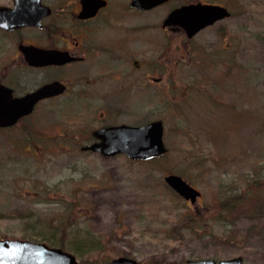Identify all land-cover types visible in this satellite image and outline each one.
I'll return each instance as SVG.
<instances>
[{
    "label": "rangeland",
    "instance_id": "374dc122",
    "mask_svg": "<svg viewBox=\"0 0 264 264\" xmlns=\"http://www.w3.org/2000/svg\"><path fill=\"white\" fill-rule=\"evenodd\" d=\"M242 1L237 11L248 16L236 20L231 50L221 40L214 53L190 56L167 100L150 106L163 122L164 156L45 153L37 129L0 132V239H65L83 251L79 264H264V0ZM140 107V119L124 123L146 121ZM77 112L84 121L89 108ZM76 120L43 122L69 130ZM169 174L200 192L195 203L165 184Z\"/></svg>",
    "mask_w": 264,
    "mask_h": 264
},
{
    "label": "flooded vegetation",
    "instance_id": "af4514ba",
    "mask_svg": "<svg viewBox=\"0 0 264 264\" xmlns=\"http://www.w3.org/2000/svg\"><path fill=\"white\" fill-rule=\"evenodd\" d=\"M189 7L224 9L227 15L191 32L183 11ZM242 8L246 1L0 0V111L31 104L0 132L17 127L31 136L37 129L45 153L77 148L111 158L88 149L99 142L93 134L154 121L150 106L166 99L190 56L214 53L221 40L231 50L236 20L248 16V10L237 11ZM140 105L146 121L124 123L140 119ZM82 106L89 113L76 120ZM75 120L69 130L44 123Z\"/></svg>",
    "mask_w": 264,
    "mask_h": 264
},
{
    "label": "water",
    "instance_id": "95a60500",
    "mask_svg": "<svg viewBox=\"0 0 264 264\" xmlns=\"http://www.w3.org/2000/svg\"><path fill=\"white\" fill-rule=\"evenodd\" d=\"M188 24L195 32L207 23L226 16L224 9L211 10L200 7L185 8ZM20 107V109H18ZM31 104L17 106L14 111H0V127L13 125L19 117L27 113ZM164 127L161 120L142 126L120 125L104 128L93 135L99 142L92 144V152L105 157L124 155L132 161H149L167 153L163 141ZM165 184L184 200L195 203L200 192L178 175L164 177ZM0 264H79L75 256L60 248L49 247L45 243L19 239H0ZM107 264H139L135 259L120 256ZM185 264H242L240 257L215 261L212 259L187 260Z\"/></svg>",
    "mask_w": 264,
    "mask_h": 264
},
{
    "label": "trees",
    "instance_id": "16d2710c",
    "mask_svg": "<svg viewBox=\"0 0 264 264\" xmlns=\"http://www.w3.org/2000/svg\"><path fill=\"white\" fill-rule=\"evenodd\" d=\"M42 241H45V240H42ZM47 241V240H46ZM48 244H49V246L50 247H56V246H58L59 248H61L63 251H66V252H70L71 254H73L74 256H78V255H83L82 254V250H81V248H79V247H76V246H74V245H69L70 243L69 242H67V241H65V239L63 240V241H59V242H57V243H49V242H47ZM46 243V244H47ZM91 251H92V249H90ZM88 252H90V251H88ZM166 259L167 258H165V257H159L158 259H157V264H185V262H181V263H176V262H167L166 261Z\"/></svg>",
    "mask_w": 264,
    "mask_h": 264
}]
</instances>
